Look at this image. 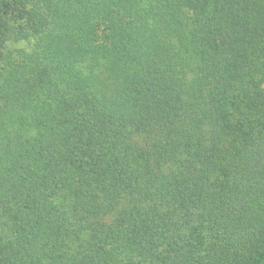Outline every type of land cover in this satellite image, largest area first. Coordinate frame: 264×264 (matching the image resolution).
<instances>
[{"label": "trees", "instance_id": "1", "mask_svg": "<svg viewBox=\"0 0 264 264\" xmlns=\"http://www.w3.org/2000/svg\"><path fill=\"white\" fill-rule=\"evenodd\" d=\"M0 264H264V0H0Z\"/></svg>", "mask_w": 264, "mask_h": 264}]
</instances>
